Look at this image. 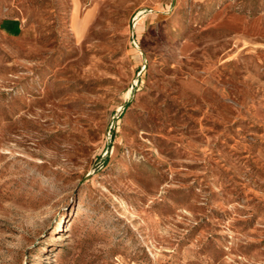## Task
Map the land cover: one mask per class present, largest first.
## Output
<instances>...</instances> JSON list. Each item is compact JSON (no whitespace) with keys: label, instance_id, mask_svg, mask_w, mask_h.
I'll list each match as a JSON object with an SVG mask.
<instances>
[{"label":"rangeland","instance_id":"374dc122","mask_svg":"<svg viewBox=\"0 0 264 264\" xmlns=\"http://www.w3.org/2000/svg\"><path fill=\"white\" fill-rule=\"evenodd\" d=\"M226 16L0 0V264H264V34Z\"/></svg>","mask_w":264,"mask_h":264},{"label":"crops","instance_id":"0c3cea01","mask_svg":"<svg viewBox=\"0 0 264 264\" xmlns=\"http://www.w3.org/2000/svg\"><path fill=\"white\" fill-rule=\"evenodd\" d=\"M151 1V0H150ZM153 1V0H152ZM159 1V0H154ZM174 0H170V5ZM196 0H178V3H195ZM219 11H227L231 21L224 27L253 35L264 34V0H202ZM214 3V4H213ZM224 18L226 21L227 18ZM233 23V25L231 24Z\"/></svg>","mask_w":264,"mask_h":264},{"label":"bare ground","instance_id":"6f19581e","mask_svg":"<svg viewBox=\"0 0 264 264\" xmlns=\"http://www.w3.org/2000/svg\"><path fill=\"white\" fill-rule=\"evenodd\" d=\"M227 25V24H226Z\"/></svg>","mask_w":264,"mask_h":264}]
</instances>
